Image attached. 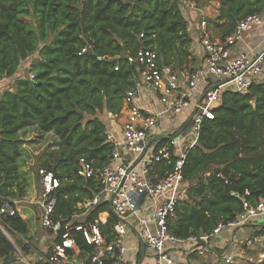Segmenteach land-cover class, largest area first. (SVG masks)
Instances as JSON below:
<instances>
[{
  "label": "trees",
  "instance_id": "16d2710c",
  "mask_svg": "<svg viewBox=\"0 0 264 264\" xmlns=\"http://www.w3.org/2000/svg\"><path fill=\"white\" fill-rule=\"evenodd\" d=\"M196 2L200 9L207 5ZM188 4L189 0H0V87L4 81H16L15 87L0 92V208L10 201L16 209L15 215L3 217L13 232L27 236L31 228L13 202L32 200L37 186L40 189L38 179L30 191L22 170L21 134L34 128L55 139L38 155L35 171L38 175L39 168H46L61 180L55 193L56 218L79 216L72 233L78 246L92 252L76 227L92 225L100 213L109 212L100 228L107 242L114 240L118 219L110 203L84 207L101 185L78 175L80 160L94 161L96 169L110 163L114 143L107 135L109 114L122 111L127 93L139 82L137 67L124 56L153 50L165 66L178 71L194 68L197 40L190 34L186 13L191 10L200 21L202 15ZM263 11L264 0H221L210 26L225 39L239 21ZM35 53L38 58L27 76L18 75ZM214 113L186 152L188 199L180 202L170 224L177 237L208 234L219 223L233 221L243 211L244 198L252 204L264 200V81L254 83L246 95L224 89ZM156 169L163 178L172 167L161 163ZM257 234L264 236V227ZM203 246L199 242L193 251ZM15 252L0 229V261L11 263Z\"/></svg>",
  "mask_w": 264,
  "mask_h": 264
},
{
  "label": "built area",
  "instance_id": "2783aa9c",
  "mask_svg": "<svg viewBox=\"0 0 264 264\" xmlns=\"http://www.w3.org/2000/svg\"><path fill=\"white\" fill-rule=\"evenodd\" d=\"M188 5L202 15L195 34L201 48V64L191 70L178 71L161 64L153 50L141 49L136 55L124 56L127 63L137 67L139 82L136 89L127 93L122 111L118 115L109 114L112 120L124 119L116 126L114 121L110 122L112 127L120 125L118 133L108 131L114 143L110 163L96 169L94 161L80 160L78 175L85 179L95 178L101 185L100 192L84 207L110 203L112 213L118 219L113 227L114 240L107 242L101 231L100 225H105L110 217L109 212H104L92 225L76 227L92 252L78 246L72 232L79 216L70 220L56 218L55 193L61 180L53 171L39 168L40 189L34 204L40 212L39 226L49 238L37 263L21 256L26 264H107L109 261L111 264H126L127 256L135 252V248L124 242L130 232L151 256L149 262L143 259L139 264H188L182 257L185 249L191 251L201 242L204 246L196 251L203 256L212 248L210 241L223 231L248 225L256 228L252 236L241 243L239 253L243 254L264 241V236L257 234L264 227L263 199L252 204L244 198L243 211L236 219L219 223L211 233L181 238L170 232L177 208L187 195L183 175L186 152L198 142L202 124L215 118L214 109L221 103L222 91L233 88L246 95L254 83L264 81V41L263 45H246L245 50L237 55L234 53L235 47L247 44L246 40L255 31H262L264 37V11L239 21L233 33L222 39L212 34L203 8L200 9L193 0H189ZM88 50L89 47L79 54ZM115 69L118 70L119 65ZM141 87L157 97L161 108L149 111L141 103ZM189 110L191 112L180 129L176 130L174 120ZM165 128L172 132L167 138L161 136ZM161 163L172 167L163 178L156 169ZM15 214L16 209L10 201L0 208V219ZM239 253L225 257V263L234 264Z\"/></svg>",
  "mask_w": 264,
  "mask_h": 264
},
{
  "label": "rangeland",
  "instance_id": "374dc122",
  "mask_svg": "<svg viewBox=\"0 0 264 264\" xmlns=\"http://www.w3.org/2000/svg\"><path fill=\"white\" fill-rule=\"evenodd\" d=\"M197 1V0H193ZM221 0H201V2L207 4L205 5V16L207 20L209 21V24L211 21L215 19L217 16V12L215 10L219 8ZM219 11V10H218ZM28 22H31V19H28ZM212 24V22H211ZM211 27L212 34L215 37H221V33L218 29H216V26ZM264 37H260L256 39V46L263 45ZM38 58V54H33L28 61H26L22 67L20 68L18 75L25 77L27 76V69L30 67L33 60ZM15 80H7L4 81L1 84L0 92H4L5 90L9 88L15 87ZM111 130L114 129V127L110 126ZM22 140H23V166L22 170L28 175L30 180V191H33L35 189L34 184L37 183L38 185V179L39 176L36 174L37 168L36 166V160L39 158V154L50 144H54V137L51 134H45V135H39L35 132L34 128H29L24 133L21 134ZM35 164V166H34ZM36 170V171H35ZM40 182V181H39ZM37 191L39 192V188L37 186ZM38 194L36 193L33 196L32 200H35L37 198ZM188 199L187 195L184 200ZM17 202V201H16ZM29 205L28 203H20L17 202V206L19 211L25 209V206ZM28 206V207H29ZM4 219H0V229L4 233V235L7 237V239L13 244L14 248L16 249V252L13 255V260L11 263L8 264H26L21 260V256H26L28 261H32V258L38 257V259L41 257V255L44 254V247L47 244L46 237H49V234L43 231L39 226V221L37 224L32 225L31 222V228L30 232L27 236L19 235L15 232H13L7 225H5L3 222ZM256 228V227H255ZM45 238V242H42L41 238ZM124 242L126 243V238L124 239ZM231 243L227 246V250L223 252H218L219 257L217 259H206V257L201 258H193L188 261V264H226L223 260V255L227 254L226 252H232L234 254L233 247H231ZM29 245V246H28ZM24 247H28V251L24 250ZM32 248V249H31ZM260 248V249H259ZM38 251H37V250ZM21 252V253H20ZM248 252V253H247ZM264 241L256 244L254 247L250 248L248 251H246L247 255L244 259L238 260L235 258L234 264H264ZM36 258H34L35 260ZM37 259V260H38ZM36 262V260H35ZM0 264H5L3 261H0Z\"/></svg>",
  "mask_w": 264,
  "mask_h": 264
},
{
  "label": "crops",
  "instance_id": "0c3cea01",
  "mask_svg": "<svg viewBox=\"0 0 264 264\" xmlns=\"http://www.w3.org/2000/svg\"><path fill=\"white\" fill-rule=\"evenodd\" d=\"M205 8H203V13L205 15ZM219 10V8H218ZM218 10L216 9L215 12L218 13ZM187 14V18L189 19V31L190 34L193 36V39H195V34L198 31L199 28V21L200 19H197V14L194 12H191V10H188ZM263 35V32L260 30L255 31L251 37L246 40L247 44L245 43H241L238 44L235 47L234 53L235 55L239 54L240 52H242L243 50L246 49V45L247 46H256V39L260 38ZM196 48H194V55L196 57V63L194 65V68L196 66H198L199 64H201L202 62V53H201V48L198 44V42L196 43ZM141 94H142V99H141V103L149 110V111H155L159 108H161V104L158 101L157 97L155 95H153V93H150L147 91V89L145 87H141L140 89ZM191 112V110L187 111V113L183 114V116H180L178 118H176L174 121L176 123L175 129L179 130L181 124L183 123V121L185 120L186 116L188 115V113ZM110 118V117H109ZM122 118H125V115H122ZM121 117L112 120L110 118V122L114 121V125L116 126L117 123H122L124 122V119H122L120 121ZM114 127V129L112 130V132L114 133H118L119 132V126L118 127ZM162 133H164L163 135H161L163 138H167L166 136H170L171 135V131H168V128H165ZM38 194V193H37ZM33 197V195H32ZM31 198V197H30ZM35 200H26V201H22L19 202L20 205L22 203H28L32 206L26 205L25 209L20 210L21 215L23 216L24 219H26L28 222H31L32 225L37 224V222L39 221V216H40V212L38 207L34 204ZM29 206V207H28ZM37 221V222H36ZM30 224V225H31ZM255 230V226L254 225H248V226H244L242 228L239 229H235V230H226L223 231L216 239H214L213 241H210L212 248L205 253L203 256L195 253L193 250L189 251L187 249H185L182 252V257L186 259L187 263L190 259L193 258H201V257H206V259H217L219 257L218 252H223L225 250H227V246L229 245V243L232 242L231 247H233V252L234 253H239L240 249H241V243L244 241V239L249 238L252 236L253 232ZM47 233V232H46ZM49 238V237H46ZM42 242H45V238H41ZM126 244L129 247H133L135 248V252L134 253H130L127 258H126V264H139V262L143 259H146L147 262L150 261L151 256L150 254L146 251V249L144 248V246L138 241V239H136V237L132 234V232L128 233L127 237H126ZM32 249V248H31ZM260 249V248H259ZM37 250V249H36ZM249 249L245 250L243 254H240L237 259H244L247 255L246 251H248ZM38 251V250H37ZM44 252H45V247H44ZM194 252V253H193ZM21 253V252H20ZM227 254L223 255V260L225 257L232 255V252H226ZM264 253V252H262ZM34 258H36V262L34 260ZM32 258V262L33 263H37L38 262V257H34ZM22 260V259H21ZM23 261V260H22ZM225 262V261H224Z\"/></svg>",
  "mask_w": 264,
  "mask_h": 264
},
{
  "label": "water",
  "instance_id": "95a60500",
  "mask_svg": "<svg viewBox=\"0 0 264 264\" xmlns=\"http://www.w3.org/2000/svg\"><path fill=\"white\" fill-rule=\"evenodd\" d=\"M107 135L109 136V134L107 133Z\"/></svg>",
  "mask_w": 264,
  "mask_h": 264
}]
</instances>
